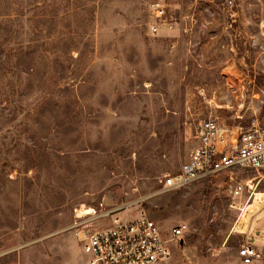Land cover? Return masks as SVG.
<instances>
[{
	"label": "rangeland",
	"instance_id": "obj_1",
	"mask_svg": "<svg viewBox=\"0 0 264 264\" xmlns=\"http://www.w3.org/2000/svg\"><path fill=\"white\" fill-rule=\"evenodd\" d=\"M210 118L264 130V0H0V264H86L81 237L141 215L187 227L173 264L235 263L239 221L263 246L264 186L230 194L256 171L163 188Z\"/></svg>",
	"mask_w": 264,
	"mask_h": 264
},
{
	"label": "built area",
	"instance_id": "obj_2",
	"mask_svg": "<svg viewBox=\"0 0 264 264\" xmlns=\"http://www.w3.org/2000/svg\"><path fill=\"white\" fill-rule=\"evenodd\" d=\"M229 4L232 5V1ZM149 9L159 20L150 27L156 35L161 26L170 23L165 20V11L159 4H151ZM172 28L169 25V29ZM194 138L197 144L188 162L178 175L165 179V191L184 187L201 178L231 173L238 168L254 170L259 176L246 183L231 177L230 194L234 200L242 198L247 188L255 194L260 184L264 186V130L256 124L230 128L210 118L198 123ZM186 228H175L173 239L169 241L159 226L145 215L137 219L117 217L109 227L81 237L82 251L86 264H173L170 243L181 240ZM236 259L233 264H264V247L240 243Z\"/></svg>",
	"mask_w": 264,
	"mask_h": 264
},
{
	"label": "bare ground",
	"instance_id": "obj_3",
	"mask_svg": "<svg viewBox=\"0 0 264 264\" xmlns=\"http://www.w3.org/2000/svg\"><path fill=\"white\" fill-rule=\"evenodd\" d=\"M256 196L262 198V197H264V194L263 193H258ZM94 214H95V210H93V209H87V210H84V211L80 212V215H82V216H91V215H94ZM245 223H248V222H244V224H242L239 221V223H237L236 230H238V233H240V234H245L246 233L245 230L248 228V225H245Z\"/></svg>",
	"mask_w": 264,
	"mask_h": 264
},
{
	"label": "crops",
	"instance_id": "obj_4",
	"mask_svg": "<svg viewBox=\"0 0 264 264\" xmlns=\"http://www.w3.org/2000/svg\"><path fill=\"white\" fill-rule=\"evenodd\" d=\"M251 225H252V223H251ZM251 225H250V227H249V232H251ZM245 239H244V242H246V243H250L251 244V238H258V234L256 233V232H254L252 235H250V233H245ZM252 245V244H251ZM254 246V245H253ZM256 247H258V248H263L264 247V245L263 246H256Z\"/></svg>",
	"mask_w": 264,
	"mask_h": 264
}]
</instances>
